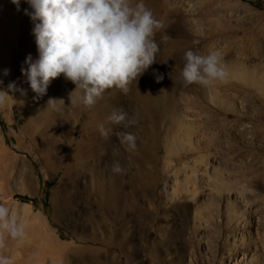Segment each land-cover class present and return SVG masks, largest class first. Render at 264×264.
I'll list each match as a JSON object with an SVG mask.
<instances>
[{
	"label": "rangeland",
	"instance_id": "1",
	"mask_svg": "<svg viewBox=\"0 0 264 264\" xmlns=\"http://www.w3.org/2000/svg\"><path fill=\"white\" fill-rule=\"evenodd\" d=\"M20 1L0 264H264V0Z\"/></svg>",
	"mask_w": 264,
	"mask_h": 264
},
{
	"label": "bare ground",
	"instance_id": "2",
	"mask_svg": "<svg viewBox=\"0 0 264 264\" xmlns=\"http://www.w3.org/2000/svg\"><path fill=\"white\" fill-rule=\"evenodd\" d=\"M20 2H21L20 0H0V91H1V85L5 84L8 90L7 94H9L10 96H11L10 94L11 90L14 89L12 84L11 72L12 70H14L13 68L15 66V62L12 59L13 58L12 52L15 51V48L18 45L20 20L22 16H23L22 18L23 22L25 19L24 11L21 10L22 3L20 5ZM129 2H131V0H122L123 4H128ZM9 107H10L9 103L7 102L4 104L3 109L6 111V115L8 117H11L12 114L10 112ZM119 213L121 214V212H118V214ZM116 227H117V222L116 225L114 226L115 231L117 229ZM41 233L43 239L48 242V245L52 246V250L54 252L57 251L62 257H64V254L60 253L62 251V248L56 242H55L56 246L52 245V241H50V238L47 237L48 235L47 232L46 231L43 232L41 230ZM116 251L120 252L115 247L109 248V250H104L101 248L93 249L92 254H89L88 257H90L91 260L92 258L93 260H100L103 259L102 257L108 258L107 256L104 255V253L113 254V252ZM125 258H126L125 260L129 259V257L126 256ZM123 262L124 259H122L119 254L118 256H114L112 259L101 261L98 264H123ZM18 264H25V263L19 262ZM37 264H44V262H38Z\"/></svg>",
	"mask_w": 264,
	"mask_h": 264
}]
</instances>
